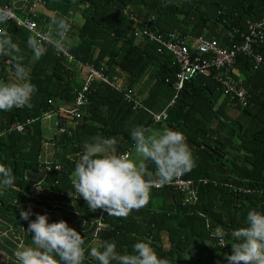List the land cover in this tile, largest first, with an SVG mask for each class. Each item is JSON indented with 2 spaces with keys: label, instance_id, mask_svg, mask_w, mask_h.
I'll return each mask as SVG.
<instances>
[{
  "label": "trees",
  "instance_id": "obj_1",
  "mask_svg": "<svg viewBox=\"0 0 264 264\" xmlns=\"http://www.w3.org/2000/svg\"><path fill=\"white\" fill-rule=\"evenodd\" d=\"M35 1L28 0L27 4ZM3 3L20 17L27 16L28 8L15 7L13 0ZM41 6L52 15L38 10L35 18L40 32L47 33L52 28L50 19L55 15L63 14L69 19L66 52L58 54L49 47L37 59L28 46L29 35L37 32L18 28L13 21L0 31L9 33L19 45L17 55L23 56L37 86L31 107L0 110V163L10 166L15 176L13 186L0 189V229L6 231L14 226L16 231L11 232L14 241V235H1L4 245L0 244V251L13 260L20 244L32 243L30 221L21 218L20 209H31L33 202L45 204L48 214L62 210L61 206L89 212L90 221L101 214L105 228L100 230L98 221L77 228L66 220L84 238V264H98L90 255L95 239L101 241V246L105 241H115L121 253L132 252L138 240H145L171 264H228L225 256L232 252L231 238L226 237L228 244L220 247L212 232L217 226L226 231L241 226L252 208L264 210V65L254 69L253 58L238 55L234 79L243 84L249 105H237L236 109L246 124L222 119L223 111L214 108L215 96L231 104L214 73L188 82L168 109V120L161 123H154L146 110L133 109L125 99V91L150 75L147 94L141 98L156 112L164 110L175 95L173 83L178 67L173 56L160 52L159 44L145 31L166 37H214L225 46L242 44L241 32L247 29L248 20L264 19V0H42ZM255 49L264 56V40ZM1 60L0 79L7 80L13 75L15 60ZM88 64L100 72L92 77L89 91L83 94L90 77ZM117 73H123L126 81ZM73 109L75 114L70 112ZM177 118L182 123L177 124ZM213 120H218L228 133L221 135V129L213 127ZM16 124H23V130ZM138 125L180 126L196 158L194 168L183 178H193L197 198L188 200L186 191L165 184L160 189L153 188L148 204L134 209L127 218L119 220L102 209L91 210L72 184L84 143L95 136L120 135L134 146L131 130ZM47 130L54 131V135ZM149 168L154 170V165ZM36 177L41 178L36 180L38 185ZM32 210L31 219H35L39 212ZM49 218L50 222L60 221ZM165 235L169 248L164 247Z\"/></svg>",
  "mask_w": 264,
  "mask_h": 264
},
{
  "label": "clouds",
  "instance_id": "obj_2",
  "mask_svg": "<svg viewBox=\"0 0 264 264\" xmlns=\"http://www.w3.org/2000/svg\"><path fill=\"white\" fill-rule=\"evenodd\" d=\"M36 1H41L42 5V0ZM13 18L11 6L0 0V26ZM50 23L52 28L45 35L37 32L28 37V46L37 59L43 57L49 47L62 51L68 45L69 19L58 14L51 17ZM20 51L9 33H0V57L15 60L13 75L7 80L0 79V110L31 107L37 91L23 56L17 55ZM129 89L150 109L135 88ZM131 137L135 155L119 152L115 137L95 136L84 143L75 163L72 184L91 210L102 209L108 215L127 217L134 209L148 204L153 187L172 182L196 164L187 137L179 129L166 127L152 131L138 125L132 128ZM149 165H154V170H150ZM14 181L12 168L0 163V189L13 186ZM32 215L31 209H20L21 218L30 221L28 231L32 243L19 245L14 250L18 264H84L86 248L80 231L66 220L50 222L47 213H35V219H31ZM101 228H105V224ZM101 228L99 226V230ZM212 236L220 247L228 244L226 237L230 236L232 252L225 256L228 264H264V210L252 208L241 226L230 231L217 226ZM90 255L98 264H171L145 240H138L132 252L124 253L118 251L115 241H105L101 247H91Z\"/></svg>",
  "mask_w": 264,
  "mask_h": 264
},
{
  "label": "built area",
  "instance_id": "obj_3",
  "mask_svg": "<svg viewBox=\"0 0 264 264\" xmlns=\"http://www.w3.org/2000/svg\"><path fill=\"white\" fill-rule=\"evenodd\" d=\"M39 5H41V1H36L31 5L26 4V9L28 8L26 17H20L15 12V9L11 7L14 12V18L9 20V22L13 21L18 25V28H26L34 32H39L41 36L45 35L46 32L38 31L39 27L35 18ZM248 21L247 29L241 32L243 43H235L230 46L231 48L224 47L216 38H208L203 35L193 39L192 37H181L178 34H171L168 37L164 35L159 36L152 31H145L144 33L147 34L152 41H156L159 44L158 49L160 52L166 51L173 56L174 64L178 67L176 80L174 82L175 95L169 105L160 112L147 109L131 89L125 91L126 101L132 105L133 109H146L155 123H161L168 120V109L176 103L179 94L183 91L188 82L199 75L214 73L215 80L219 83V87L222 88L224 95L230 98L232 105L248 106L249 98L247 91L240 80L237 81L234 79L236 63L238 55L243 54L253 58L254 69H258L260 66L264 65L263 54L255 49V45L259 44L261 40H264V19ZM1 28H3V26H0V31ZM55 51L58 54H62V52H66V48L62 51ZM87 67L88 71H90V77L89 80L85 82L83 94L89 91L92 77L99 76L100 72L94 65L88 64ZM117 89H120V87L117 86ZM83 94L81 93L79 95V102L82 101ZM70 112L75 114L74 109ZM15 126L21 131L24 128L23 124H16ZM125 153L130 154L129 151ZM183 174L175 177L172 182L167 184L173 186L176 190L186 191L188 200L196 199L198 191L194 180L192 178H183ZM163 186L153 188L160 189ZM99 226L100 228L104 227L103 222H100Z\"/></svg>",
  "mask_w": 264,
  "mask_h": 264
},
{
  "label": "crops",
  "instance_id": "obj_4",
  "mask_svg": "<svg viewBox=\"0 0 264 264\" xmlns=\"http://www.w3.org/2000/svg\"><path fill=\"white\" fill-rule=\"evenodd\" d=\"M13 1H14V6L17 7V8H21V9L25 8L26 4L28 3V0H13ZM41 7H39V11L43 10V11H46L47 14L52 15L51 11L48 10V8H44V7L41 8ZM47 10L50 11V12H48ZM78 15H80V14H78ZM76 17L77 16L75 15V18ZM212 38H214V37H212ZM223 46L224 47H230V46H225V45H223ZM1 58L2 57H0V62H2ZM0 67H1V65H0ZM116 75L122 81H124V82L126 81V76L123 73H121V74L117 73ZM150 80H151L150 75L149 76L147 75V77H145L144 80H141L140 83H138L136 85V87H134L137 90V92L140 95V97L143 98L147 94L148 90L146 89V87H147L148 83L150 82ZM215 98H216V101H215L214 108L223 111V114L221 115L222 119H226L227 120V119L231 118V119H234V120H238V121L242 122L243 124H246V119L244 118V116L241 115V112L239 110H237L236 107H233L228 101L225 100L224 97L215 96ZM204 103H205V101H204ZM205 111H206L205 112L206 114H209L208 110H205ZM199 112L202 113L201 111H199ZM196 117H197L196 119L200 118V116H196ZM178 120H180V118H177V121ZM180 123H182V122H180ZM180 123H179V121L177 122V124H180ZM216 126L219 129H221L220 130V134L221 135H225V134L228 133V130L226 129V127L220 125L218 120H213V127H216ZM164 128H166V125H164V126L163 125H160V126L153 125V126L149 127V129H151L152 131H159V130H162ZM177 129L182 131L180 126H177ZM112 137H115L117 139V141H118L117 149H118L119 152L125 153V152L129 151L130 155L133 154L134 146H129L126 142H124V140L120 137V135L119 136L118 135H116V136L113 135ZM124 147H126V148L124 149ZM36 180L40 181L41 178H39V177L35 178V182H36L35 185H38L39 183ZM37 187H39V186H37ZM38 190L40 192L41 191V187H39ZM43 192H44V190H43ZM46 196H47V194H46ZM30 203H31V210H32V208H35V209H37L36 212H39V213L44 212V213L48 214L47 206H45V204H36V203H33V202H30ZM154 206H155V203H152L151 207H154ZM53 207L58 208L57 205H55V204H53ZM63 207L64 206H61L62 210L60 208H58V211H56V212L55 211L53 212V210H51V212H49L50 217H56L59 220H63V219L67 220L68 219V221L72 222L75 225V227H77V228L78 227H83L85 225V223H87V225L89 224V226H91L96 221H98V222L102 221L103 222V220H101V214L99 216V219L98 218L97 219L93 218L90 221L89 218H88L89 212H86L85 210H82V209L77 208V207H73V208H70V209L65 208V207L63 208ZM33 211H35V210H32V212ZM145 213L147 214L148 212L146 211ZM133 217L134 216H131V218H133ZM140 217H142V216H140ZM140 217H136V220L137 219L140 220ZM121 218H123V217H121ZM121 218L120 217H116V219H119V220ZM124 218H127V217H124ZM14 229H15L14 226L9 227V229L6 230V231H1V229H0V240H1V237H2L1 235H5V236L14 235V234H11V232H13V233L16 232V231H14ZM14 237H15V235L11 237V238H13V241L15 240ZM167 237L168 236H166V235L163 236L164 247L165 248H169L170 247L169 246V244H170L169 243V239H166ZM19 238H20V235L17 234V239H19ZM165 239H166V242H165ZM0 244L4 245L2 242H0ZM92 246L101 247V241L98 240V239H95V241L92 242ZM13 260H16V258H14ZM13 260L10 257H8V254L4 250L0 251V264H16Z\"/></svg>",
  "mask_w": 264,
  "mask_h": 264
},
{
  "label": "rangeland",
  "instance_id": "obj_5",
  "mask_svg": "<svg viewBox=\"0 0 264 264\" xmlns=\"http://www.w3.org/2000/svg\"><path fill=\"white\" fill-rule=\"evenodd\" d=\"M80 19H82V18L80 17ZM45 132H46V133H50L52 136H53V135H54V133H55V132H54V131H52V130H51V131H48V130H47V131H45ZM132 155H135V153L133 152V154H132ZM1 227H2V226H0V228H1Z\"/></svg>",
  "mask_w": 264,
  "mask_h": 264
}]
</instances>
